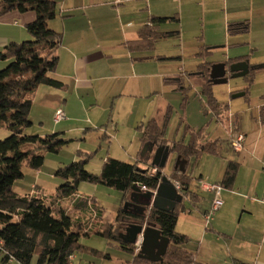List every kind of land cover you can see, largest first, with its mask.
Here are the masks:
<instances>
[{
	"label": "crops",
	"instance_id": "crops-1",
	"mask_svg": "<svg viewBox=\"0 0 264 264\" xmlns=\"http://www.w3.org/2000/svg\"><path fill=\"white\" fill-rule=\"evenodd\" d=\"M57 1L59 11L52 20L57 23L59 19L58 27L55 24V28L61 30L63 35L58 49L59 63L51 76L64 82L65 88L62 91L72 89L71 93L77 96L83 108H87L84 94L97 100L94 92L100 84L107 88L105 98H110L113 94L121 96L129 93V90L142 93L149 89L148 78L157 76H153L152 71L143 65H146L144 61L152 62L154 58L147 52H130L126 43L137 38L140 28L149 23L152 16L178 17V20L163 23L160 29L178 30L180 33L175 37L182 38V43L185 37L188 38V31L196 32L192 33L194 45L202 47L200 51L193 52L194 58L187 65L190 69L181 67L172 74L173 78L184 75L185 85L191 90L194 80L200 91L203 80L197 72L200 64L206 60L212 64L224 62L227 67L247 60L250 65L256 66L245 75L252 76L249 89L245 83L234 87L226 110L213 112L215 119L226 129L227 137L222 140L208 136L209 139H219L220 152L213 154V157L219 159L211 162L213 172H210L209 167L200 173L195 187L192 181L190 193L177 206L181 211L176 230L188 235L186 246L202 264H264V0ZM111 18L121 21L114 23L120 30V41L112 38ZM35 19L34 11L20 12L14 9L0 15V51L10 42L30 38L26 25ZM230 27H234V32H230ZM199 28L200 34L197 33ZM179 58L182 60L183 55ZM8 63V60L0 59V68ZM138 68L140 73L137 72ZM192 73L194 75H189ZM231 74L228 70L227 75ZM129 80H132L131 84ZM172 84L177 89V84ZM38 89L49 96L58 93L55 92L58 88L54 87L39 86ZM239 92L244 94L233 97ZM61 101L68 109V98ZM237 134L245 136L241 152H235L229 144L230 137ZM206 155L212 156L203 154L200 159ZM229 161L237 162L238 167L232 185L224 187L222 179ZM135 163L142 170L149 169L147 161ZM172 163L171 161L168 167L169 173L175 166ZM202 182L221 185L222 205L213 214L210 223L206 222L204 215L211 208L215 191L204 190ZM54 194L43 196L51 197ZM82 198L84 200L79 201ZM186 200H191L196 205L189 208L185 204ZM64 201L69 203L65 205ZM123 201L126 202L124 198ZM55 206L66 210L75 221L84 225H87L85 222L89 219L93 221L101 218L103 213L94 197L79 192L57 201ZM181 217L183 227L177 229ZM102 227L103 225L100 226ZM76 258L74 254L71 261ZM8 264L21 263L11 260Z\"/></svg>",
	"mask_w": 264,
	"mask_h": 264
},
{
	"label": "trees",
	"instance_id": "trees-1",
	"mask_svg": "<svg viewBox=\"0 0 264 264\" xmlns=\"http://www.w3.org/2000/svg\"><path fill=\"white\" fill-rule=\"evenodd\" d=\"M20 12L34 11L36 19L26 25L31 39L10 42L0 51V59L9 63L0 69V125L6 124L10 132L0 140V264H8L16 260L21 264H31L37 256L36 264H71V256L78 251L88 250L96 255H102L94 248H86L80 243V237L87 225L75 221L66 210L56 207L61 199L74 196L82 182L101 183L121 191L126 201L134 184H142L150 190H155L163 175L180 184L179 191L187 196L193 176L186 172L173 169L169 174L164 168L152 163L154 151L158 146H169L182 159L199 158L203 154H219V139H209L204 128L194 129L186 126L190 140L168 143L166 130L172 109L168 107L162 119L152 117L147 123L139 126L141 130L142 147L146 143L154 144V151L140 157L147 161L149 169L142 170L137 163L126 162L108 156L100 173L86 169L90 158L86 153L83 158L61 166L56 176L62 179L55 194L51 197L36 193L20 194L14 190V184L24 177L23 164L33 169H39L45 162L42 151L57 152L68 140L61 137L60 132L46 136L26 134V129L32 126L30 119L32 96L37 88L44 84L63 89L64 82L51 76L59 63L58 49L62 43V32L49 26V21L58 14L57 0H0V15L11 10ZM178 17L152 16L150 22L138 31L137 38L126 43L130 52H144L155 49L158 41L175 37L179 31H162L161 25ZM230 27V32H234ZM208 51V50H206ZM200 53V55H202ZM212 62L206 60L200 64L198 75L203 80L200 93L206 96L207 105L214 113L226 110L227 103L220 102L214 95L213 83L209 80ZM189 75H194L189 74ZM252 81L251 74L247 75ZM184 76L166 78V83L177 84V89L184 94L190 89L184 84ZM32 145V148H26ZM238 164L229 161L222 186L230 187L235 179ZM151 168H156L152 173ZM84 200V198L79 201ZM180 208L174 211H164L151 207L145 216L136 215L121 207L116 223L104 224L98 234L111 241H117L121 248L134 255V264H202L187 248L189 237L176 230ZM149 222L155 224L171 242L163 260L151 261L138 256L134 245L119 238L129 223ZM104 257H110L104 254Z\"/></svg>",
	"mask_w": 264,
	"mask_h": 264
},
{
	"label": "rangeland",
	"instance_id": "rangeland-1",
	"mask_svg": "<svg viewBox=\"0 0 264 264\" xmlns=\"http://www.w3.org/2000/svg\"><path fill=\"white\" fill-rule=\"evenodd\" d=\"M111 19H113L111 20L113 23L112 38L119 40L120 30L114 23L121 21L117 18ZM56 22L53 23V20H50L49 26L62 32L55 28V24L58 27L59 19ZM192 33L196 32L192 30L187 32L188 38L185 37L184 43H182V38L169 37L158 41L155 49L151 52H143H147L154 58L152 62L144 61L146 62V65H143L144 68L152 71L153 76L157 77L148 78L147 84L150 87L142 93L129 90L130 92L127 94L121 96H114L115 94H113L110 98H105L107 88L100 84L94 92L97 100L84 94L87 100V108H83L77 96L71 93L72 89L69 91L56 89L57 95L49 96L37 88L32 96L33 103L30 112V119L33 124L26 129V134L46 136L60 132L61 137L68 140V143L64 144L57 152L42 151L45 155V162L39 169L30 168L25 161L23 164L24 177L15 182L14 190L20 194L37 192L41 195H52L62 183V179L56 176L57 169L83 158L86 153L91 154L86 169L94 173L101 172L103 163L108 156L130 163L140 162L142 135L139 126L142 123H147L153 116H157L161 120L166 107L169 105L172 108L166 130V139L169 144L179 141L187 143L191 138V135L186 133V126L188 125L197 130L204 128L208 136L225 140L227 137L226 129L215 119L214 113L207 105L206 96L196 88L194 80L191 83L193 88L192 90L190 88L187 94L174 88L172 83H166V78H171L172 74L179 71L181 67L190 69L187 65L194 58L193 52L195 50L200 51L202 46L194 45ZM197 33H201L200 28ZM121 39H123L122 36ZM180 55H183L182 60L179 58ZM137 72L140 73L141 70L138 68ZM129 81L131 84L132 80ZM244 83L246 86L248 85L247 88L249 89L251 82L247 76L230 77L227 83L215 84L212 88L214 95L221 99H218L220 102L228 103L231 100V89ZM40 86L41 88L50 87L44 84ZM64 98L69 100L68 109L61 101ZM60 106L64 112L66 111L67 119L55 121L56 110ZM8 135L10 132L6 124L3 123L0 125V140ZM32 147L30 145L26 148ZM201 157H191L188 160V174L193 176V187L196 186L197 179L203 170L210 167V172L214 171L211 162L219 159V157H213V154L210 157L206 155L200 159ZM176 158L177 154L174 151L170 152L168 166L164 168L166 174H169L168 167L171 161L174 166ZM78 192L88 197H94L96 203L103 210L101 218H96L93 221L84 219L87 221L85 223H87L86 231L88 234L82 233L80 237L81 244L86 248L99 250L102 256L85 249L75 253L77 258L71 261V264H79V262L82 264H134V256L131 252L123 250L117 241H111L98 234L101 225L116 223L118 211L125 204L123 201L124 194L113 187L89 182H82ZM68 203L64 201L65 205ZM185 204L189 208L196 205L191 200H186ZM182 227L183 219L181 217L177 229ZM104 254H109L110 257H104ZM36 262L37 256H34L31 264H36Z\"/></svg>",
	"mask_w": 264,
	"mask_h": 264
},
{
	"label": "water",
	"instance_id": "water-1",
	"mask_svg": "<svg viewBox=\"0 0 264 264\" xmlns=\"http://www.w3.org/2000/svg\"><path fill=\"white\" fill-rule=\"evenodd\" d=\"M255 68L256 66L250 65L247 60L235 62L228 65V67L224 62L215 63L211 66L209 80L213 84L227 83L230 77L245 76L251 69ZM228 70L232 73L231 76L227 75ZM243 94L244 92H239L234 94L233 97ZM153 151L154 144L146 143L141 155L144 156L147 152ZM170 152L169 146H158L154 151L152 163L157 167L165 168ZM187 163L188 160L177 156L174 168L180 172H186ZM144 199L146 200L145 203L142 201ZM183 200L184 195L177 189L173 180L167 175H163L155 190L143 191L141 184H134L131 188L129 200H126L123 208L127 211H132L130 210L131 207L139 208V211H133V213L145 216L147 207H154L169 212L174 211L179 204L183 203ZM139 234L143 235V243L138 256L151 261L163 260L171 240L155 224L149 222L129 223L125 230L119 233V238L126 243L134 244Z\"/></svg>",
	"mask_w": 264,
	"mask_h": 264
},
{
	"label": "built area",
	"instance_id": "built-area-1",
	"mask_svg": "<svg viewBox=\"0 0 264 264\" xmlns=\"http://www.w3.org/2000/svg\"><path fill=\"white\" fill-rule=\"evenodd\" d=\"M66 118V114L62 109H58L56 112V121H60L62 119ZM229 144L231 148L235 152H241L244 149V144H245V136L244 134H237L234 136H231L229 139ZM156 171V168H153L151 170L152 173ZM175 185L177 189L179 190L180 184L178 181H175ZM201 187L206 190V191H215V197L213 199L211 208L205 213V219L207 223H210V220L213 216V214L221 207L222 205V199L220 197V190H221V185L218 184H210L206 182L201 183ZM141 188L143 191L149 190L147 186L141 184ZM143 243V235L139 234L136 242L133 244L134 245V250L136 253H138L141 250ZM73 256H71L72 258Z\"/></svg>",
	"mask_w": 264,
	"mask_h": 264
},
{
	"label": "flooded vegetation",
	"instance_id": "flooded-vegetation-1",
	"mask_svg": "<svg viewBox=\"0 0 264 264\" xmlns=\"http://www.w3.org/2000/svg\"><path fill=\"white\" fill-rule=\"evenodd\" d=\"M127 200H129V198H128ZM142 201H143L144 203L146 202L145 199L142 200ZM150 208H151V207H147V211H148ZM130 210H132V211H129V212L133 213V211H139L140 209H139V208H136V207H131Z\"/></svg>",
	"mask_w": 264,
	"mask_h": 264
}]
</instances>
